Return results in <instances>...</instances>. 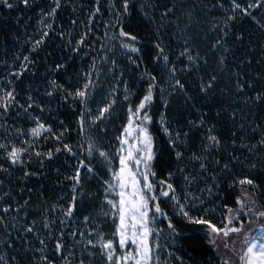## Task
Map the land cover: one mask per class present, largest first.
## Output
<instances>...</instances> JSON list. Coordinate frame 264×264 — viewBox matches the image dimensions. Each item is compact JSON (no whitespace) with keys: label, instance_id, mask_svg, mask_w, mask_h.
Instances as JSON below:
<instances>
[{"label":"snow or ice","instance_id":"1","mask_svg":"<svg viewBox=\"0 0 264 264\" xmlns=\"http://www.w3.org/2000/svg\"><path fill=\"white\" fill-rule=\"evenodd\" d=\"M22 3L29 6L30 0H22ZM138 3L140 0H123L122 6L117 8L113 0V21L115 26L119 27V31H113L111 37H108L105 32V37L112 45L109 51L119 47L121 54L129 57L133 71L140 70L137 80L125 81L123 79L125 72L121 70L119 73L121 80L115 84V88L102 94L100 92L101 73L94 62L78 77L79 85L60 84L57 80H52L45 90L48 98L59 100L60 93L63 91L62 99L65 102L71 103L74 107L80 103L84 105V111L77 122V135L80 139L75 145L66 142L71 129L64 127L65 121H60V128L57 130L54 124L47 123L42 116L32 115L36 108H39L41 113L48 109L43 102L38 104L36 97L32 95L26 97L27 103H21L13 80H8V84L13 86L11 90L5 88L0 95V112L10 114L13 108L18 111L23 110L21 114L30 116L34 126L27 131L23 128H15L11 135L16 140H20L19 144L8 140L0 143V150L5 153V159L11 162L7 167L0 165V172L10 173L14 165L27 167L29 170L19 177L27 182L33 176L40 175L39 171L31 170L33 156L42 168L46 166V162H54L62 155L70 154V158L77 160L76 164L70 166L73 171L64 174V181L71 185L67 195L62 193L61 201L51 206L58 213L57 220L61 224L76 220L80 205L95 200L102 191L101 212L105 219L111 217L114 225L112 238H108L107 233L103 231V224L97 221L96 227H91L94 223L93 217L85 215L83 217L84 231H80L79 221L74 231H60L52 251L60 253L61 256L64 251H68L69 257L75 255L64 242L71 235L73 241L81 248L78 264H96L97 249L100 250V257L105 264H167V261L161 258V249L168 246L167 239H174L177 234L173 223L176 214L190 224L203 226V236L209 245L214 246L220 257L219 264H264V181L260 179L264 177V156L261 157L262 163L247 164L246 170H236L233 161L238 162L240 158L233 154L228 163L217 159L215 161L217 168L213 169L209 165V160L212 154L223 146L221 136L216 134V126L213 124L205 127L207 121L204 119H201L199 124L191 120L184 124L177 120L174 124L169 119L167 110L170 107V101L167 98L181 92L187 93L183 77L177 75L184 70L178 69L171 61L170 49L161 33L162 25H160L155 29L152 48L155 49L154 63L160 66L161 74L149 71L147 54L144 51L146 42H142L138 35L127 31L125 27L127 18L135 14ZM53 4L51 11L47 12L45 18L40 21L42 28L52 30V23L45 24V20L47 18L54 20L57 11L63 7L61 0H53ZM230 5L227 11L231 15L222 21L225 37L229 34L228 30L238 21L237 14L241 20L244 17L256 19L255 12L264 9V0H249L246 6L241 0H230ZM0 6L14 9L17 5L12 0H0ZM220 6L224 7V4L221 3ZM146 7L141 4L143 15L153 20L154 17L145 10ZM100 11V0H96L95 11L90 13V18L94 19L96 13ZM171 11L173 9L164 11L161 19L167 17ZM76 23V20L72 21L73 25ZM219 27L220 25H215L213 31ZM261 27H264V24ZM49 34V31H43L41 39L35 40V45H40L43 38L48 37ZM60 35L68 39L69 44L79 53L85 45L88 33L83 34L78 44H73L71 36L63 31ZM238 39L243 40L244 34L241 33ZM184 43L186 47L179 53L177 60L186 56L189 61L187 71L190 72L194 66L199 65L200 57L198 53L192 54V49L187 47V39ZM217 43L220 44L223 41L218 40ZM23 59L29 64L33 63L28 56ZM223 59L224 57H221V61ZM103 60L110 62L113 66L117 64L116 60H110L107 52ZM142 61H144L143 64ZM66 67V64H57L56 70L60 71ZM165 70L167 76L163 75ZM25 71L27 68L22 67L20 72L12 73V75L16 78L22 77ZM260 78L264 80V74H261ZM215 80L216 76L213 75L210 81L202 84V90L207 93L213 87ZM121 84L123 85V103L127 105V123L123 126L122 133L116 137L117 144L109 150L107 145L99 141L94 130L104 121L112 119L113 112L121 103L118 98ZM133 84L136 85L135 89ZM144 84L147 85L146 89L141 87ZM238 87L243 91L244 85L238 84ZM98 95L99 99H97ZM159 100L164 101L165 109L159 119L160 134L166 137L167 142L165 158L168 161V174L165 179H159L157 168L165 152V144L161 142L160 146L157 145V134L153 130L156 127L154 108ZM90 101L103 107L90 108L88 106ZM255 101L264 104V90L256 91ZM89 116L92 117L91 124L87 119ZM240 127L244 128V125L241 124ZM0 129L8 131L2 123H0ZM201 129L203 134L197 148L194 147L193 134ZM256 130V128L252 129V131ZM104 133H107L106 128ZM260 133L261 139L256 145L245 144L241 147L247 148L250 153L254 148L259 149L257 155H260L264 152V128H260ZM29 136L31 141L28 139ZM232 143L236 144V140ZM45 145H47L46 151L35 150L44 149ZM81 149L83 152L80 151ZM25 156L28 157L27 162L24 159ZM56 171L58 174L61 173L59 167ZM85 172L90 182L98 180L100 189L97 192H91L86 187ZM176 178H182L184 182L183 195L181 187L174 182ZM3 183L4 181L0 180V185ZM199 183L205 186L199 190L200 195H196L189 189ZM20 191L23 192L24 188ZM237 192L239 195L236 196L235 206L230 205L228 196L236 195ZM204 193H207L206 198ZM9 196L11 191H5L0 195V200L7 205L0 206L4 214L12 211L11 203L5 199ZM30 200L31 198L25 200L23 205L15 209V212L19 214L23 208L28 207ZM163 204H171V208L166 209L162 206ZM170 212L173 214L170 215ZM60 213L63 214L62 219ZM217 213H219V219L216 218ZM24 215L27 216L28 213L24 212ZM245 216L247 224H245ZM163 218L168 221L167 227L170 231L167 234L163 228L158 227L163 222ZM43 219V227L49 229V235H51L54 222L49 217ZM0 222L5 228L16 227V224H9L4 215H0ZM237 223L239 226H236ZM35 225L36 220H32L25 226V231L37 232ZM240 235L243 236V245L237 249L233 238ZM161 238H164V243L161 242ZM39 243L42 247L38 249L40 259L37 264H57V260L45 252L46 239H40ZM85 253L91 259H85ZM167 255L173 256L172 251H168ZM233 256L235 260L232 259ZM2 259L3 257H0V260ZM63 264H71V261L64 260ZM180 264H184L182 257Z\"/></svg>","mask_w":264,"mask_h":264},{"label":"trees","instance_id":"2","mask_svg":"<svg viewBox=\"0 0 264 264\" xmlns=\"http://www.w3.org/2000/svg\"><path fill=\"white\" fill-rule=\"evenodd\" d=\"M12 2L17 5L14 9L0 6V95L5 88L11 90L13 85H9L8 80L12 79L19 92L18 100L21 103H27L26 97L32 95L36 97L38 104L43 102L48 109L41 113L40 109L36 108L32 115L42 116L44 121L54 124L57 130L60 128V121H65L64 127L71 129L66 142L75 145L80 139L77 135V122L84 111V105L80 103L74 107L71 103L65 102L62 99L63 91L60 93L59 100L48 98L45 94L48 84L52 80H57L60 84L79 85L78 77L94 62L101 73L100 92L102 94L115 88V84L121 80L119 75L121 70L125 72L123 78L125 81H135L139 78L140 70L133 71L129 57L122 55L119 47L109 51L112 45L105 37V32L108 37H111L113 31H119V27L115 26L113 21V0H100L101 11L96 13L94 19L90 18V13L95 11L96 0H61L63 7L57 11L55 19L45 20V24L52 23V30L42 28L40 21L45 18L47 12L51 11L54 6L53 0H30L29 6L23 5L22 0H12ZM241 2L246 6L249 0H241ZM122 3L123 0H115L117 8L121 7ZM221 3L224 7L220 6ZM141 4L147 6L145 10L154 17L153 20L143 15ZM230 7V0H140V3L136 5L135 14L127 18L125 27L127 31L138 35L142 42H146L144 51L147 54L149 71L159 75L161 68L154 63L155 49L152 48V41L156 27L162 25L161 33L170 49V59L178 69L184 70L177 75L183 77L187 89L186 94L181 92L167 98L170 101V107L167 110L169 119L174 124L177 120L181 124L189 120L199 124L201 119L207 121L205 127L214 124L216 134L222 138L223 146L212 154L209 160L210 167L217 168L215 164L217 159L228 163L234 154L240 158L238 162L233 161L235 169L246 170L247 164L262 163L261 157L264 156V152L257 155L259 149L254 148L250 153L247 148L241 147L245 144L256 145L261 139L260 128H264V104L255 101L256 91L264 90V80L260 78L261 74H264V27H261L264 24V9L255 12L256 19L244 17L241 20L237 14L238 21L228 30L229 34L225 37L222 21L231 15L227 11ZM167 9H173V11L161 19L162 13ZM73 20L77 21L74 25ZM215 25L220 27L213 31ZM43 31H49V36L43 38L40 45H35V40L41 39ZM61 31L71 36L73 44H78L83 34L88 33L81 52L75 51V48L69 44V40L60 35ZM241 33L244 34L243 40L238 39ZM186 39L187 47L192 49V54L198 53L200 57L199 65L194 66L190 72L187 71L189 61L186 56L177 60L179 53L186 47L184 43ZM218 40H222L223 43L218 44ZM106 52L110 60L117 61L115 66L103 60ZM25 56L30 57L33 63L26 62L23 59ZM221 57H224L223 61ZM57 64H66L67 67L57 71ZM22 67L27 68L24 75L18 78L13 77L12 73L20 72ZM163 75L167 76L166 70ZM213 75L216 76L213 87L205 93L201 86L210 81ZM238 84L244 85L243 91ZM135 87L136 85L133 84L134 89ZM141 87L146 89L147 85L144 84ZM119 93L118 98L121 103L113 112L112 119L104 121L94 130L99 141L107 145L109 150L117 144L116 137L121 134L123 126L127 123V105L123 103L122 84ZM163 103V100L157 101L154 108L156 127L153 130L157 134V145L160 146L161 142L165 144V152L157 164L159 179H165L168 174V161L165 158L167 142L166 137L160 134L159 128L160 114L165 111ZM88 106L103 107L91 101ZM21 113L23 110L18 111L16 108H13L10 114L0 112V123L8 129V131L0 129V143L8 140L19 144L20 140H16L11 135L15 128H23L27 131L34 126L31 117ZM87 119L91 124L92 117L89 116ZM241 124L244 128L240 127ZM12 125L15 127L11 128ZM253 128L257 130L252 131ZM202 134V129L193 134L194 147H199ZM28 139L31 141L30 136ZM233 140H236V144L232 143ZM35 150L46 151L47 145L44 149ZM80 151L83 152V149ZM24 159L27 162L28 157L25 156ZM10 163V160L5 159V153L0 150V165L7 167ZM76 163L77 160L70 158V154H67L60 156L54 162H46V166L42 168L33 156L31 170L39 171L40 175L33 176L27 182L19 179L23 172L29 170L27 167L14 165L10 173L0 172V180L4 181L0 185V195L5 191H11V196L5 199L12 205V211L9 214H4L0 207V215H4L9 224H16V227L5 228L0 222V257H3L0 264H37L40 259L38 249L42 247L39 243L40 239H46L45 252L56 259L57 264H63L64 260L71 261V264H78L81 248L73 241L71 235L64 242L75 255L69 257L68 251H64L61 256L60 253L52 250L61 230L74 231L77 221H79L80 231L85 230L83 224L85 215L93 217L94 223L91 227H96L97 221L102 223L103 231L107 233L108 238H112L114 225L111 217L105 219L101 212L102 191L95 200L80 205L76 220H69L63 224L57 220L58 213L51 206L61 201L62 193L67 195L71 185L64 181V174L71 173L73 169L70 166ZM116 163L118 164V160ZM58 167L61 169L59 174L56 171ZM84 175L86 187L91 192H97L100 189L98 180L90 182L88 174L85 172ZM260 179L264 181V177ZM174 182L181 187L183 195L182 178H176ZM204 186L203 183H199L189 190L200 195L199 190ZM21 188H24L23 192L20 191ZM203 195L207 197V193ZM237 195L239 192L228 196L230 205L235 206ZM29 198H31L30 205L17 214L15 209ZM0 206L7 205L0 200ZM162 206L166 209L171 208V204ZM24 212L28 215L25 216ZM59 215L62 219L63 214ZM44 217H49L54 222L51 235H49L50 230L43 227ZM216 218L219 219V213L216 214ZM32 220H36L35 227L39 236L37 232L25 231V226ZM173 223L177 234L174 239L169 238L166 241L168 246L163 247L165 250L170 248L174 252L168 264H180L181 257L184 264H219L220 257L214 246L209 245L203 236V226L190 224L179 214L175 215ZM245 223L247 224L246 216ZM167 224V219L163 218L161 226L167 227ZM96 252V264H103L99 249ZM85 259H91L87 253H85Z\"/></svg>","mask_w":264,"mask_h":264},{"label":"rangeland","instance_id":"3","mask_svg":"<svg viewBox=\"0 0 264 264\" xmlns=\"http://www.w3.org/2000/svg\"><path fill=\"white\" fill-rule=\"evenodd\" d=\"M111 35H112V34H111ZM125 125H126V124H125ZM121 133H122V132H121ZM245 224H246V223H245ZM236 226H239V225L236 224ZM154 227H155V226H154ZM158 227L163 228L164 231H165V234H167V233L170 231V230L168 229V227L161 226V224H159ZM256 234H259V233H256ZM116 239H117V242H118V237H116ZM170 239H171V238H170ZM233 239H234V243H235L237 249H239V248L243 245V236L240 235V236H238V237H234ZM167 241H168V239H167ZM161 242H162V243L165 242L164 238H161ZM168 251H172V249H170V248H168L167 250H165L164 248L161 249V253H162L161 258H162V260L167 261V264H168V261L172 259V256L169 257V256L167 255V252H168ZM172 253H174V252L172 251ZM99 255H100V250H99ZM228 255H229V256H232L231 253H228ZM225 259H227V257H225ZM232 259L235 260L236 258L233 256ZM102 261H103V264H105V262H104L103 259H102Z\"/></svg>","mask_w":264,"mask_h":264}]
</instances>
